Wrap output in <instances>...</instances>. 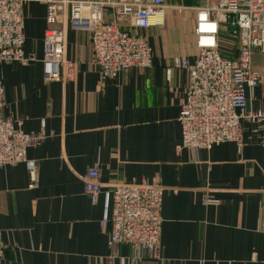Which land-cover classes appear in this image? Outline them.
Masks as SVG:
<instances>
[{"label": "crops", "instance_id": "1", "mask_svg": "<svg viewBox=\"0 0 264 264\" xmlns=\"http://www.w3.org/2000/svg\"><path fill=\"white\" fill-rule=\"evenodd\" d=\"M89 1V0H82ZM198 0H167L164 28L138 31L152 48L150 68H133L101 82L89 34L66 28L65 58L72 82H45L41 64L46 7L23 6L28 65L0 64L3 115L23 119L26 132L45 122L48 138L27 151L37 166V189H28L24 164L0 169V264H262L264 260V126L244 120L242 147L211 150L180 145V106L188 85L175 58L194 61ZM106 19L109 15L106 13ZM264 57L256 55L258 69ZM264 107V84L248 110ZM97 168L99 201L85 193L82 176ZM164 187L157 258L127 246L108 248L110 225L100 228L104 193L129 183ZM220 201L205 207L203 193ZM255 254V261L251 255Z\"/></svg>", "mask_w": 264, "mask_h": 264}, {"label": "built area", "instance_id": "2", "mask_svg": "<svg viewBox=\"0 0 264 264\" xmlns=\"http://www.w3.org/2000/svg\"><path fill=\"white\" fill-rule=\"evenodd\" d=\"M30 2L46 7L48 28L41 60L45 82L75 79V63L65 58L68 25L89 34L101 82L126 70L150 68L152 48L138 31L164 27L168 8L166 0H0V64L36 61L33 54L24 53L23 6ZM191 9L197 55L191 63L185 58L174 59V67L188 74L177 118L181 134L178 151H208L222 143H233L240 150L242 121L264 126V107L248 110L252 91L264 84V69L253 64L254 56L264 57V0H199ZM5 105L0 82V169L24 164L27 188L37 189V166L27 158V151L48 138L45 122L40 121L39 131L26 132L22 118L3 115ZM82 180L86 195L96 204L102 194L98 169L88 170ZM164 191L158 182H143L116 185L104 193L99 226L110 225L108 248L127 246L158 257ZM202 201L205 207L220 204L208 192L203 193ZM5 248L0 232V258ZM250 259L255 261V254Z\"/></svg>", "mask_w": 264, "mask_h": 264}, {"label": "rangeland", "instance_id": "3", "mask_svg": "<svg viewBox=\"0 0 264 264\" xmlns=\"http://www.w3.org/2000/svg\"><path fill=\"white\" fill-rule=\"evenodd\" d=\"M199 1V0H198ZM198 4H199V2H197ZM201 4H203L204 2H200ZM166 4H167V0H166ZM164 28V27H163ZM165 29V28H164ZM234 52H235V50H234ZM234 52H233V56L235 55L234 54ZM230 53H232V50L230 51ZM255 65L257 66V65H264V62H261V63H258V62H255ZM255 67V66H254Z\"/></svg>", "mask_w": 264, "mask_h": 264}, {"label": "water", "instance_id": "4", "mask_svg": "<svg viewBox=\"0 0 264 264\" xmlns=\"http://www.w3.org/2000/svg\"><path fill=\"white\" fill-rule=\"evenodd\" d=\"M229 30H230V32H232V31L234 30V28H233V27H230V29H229Z\"/></svg>", "mask_w": 264, "mask_h": 264}]
</instances>
